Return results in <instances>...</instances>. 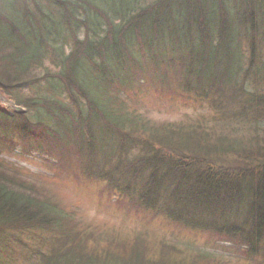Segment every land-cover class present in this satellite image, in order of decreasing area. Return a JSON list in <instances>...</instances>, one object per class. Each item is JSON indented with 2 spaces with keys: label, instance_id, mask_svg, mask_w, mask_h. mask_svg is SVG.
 <instances>
[{
  "label": "trees",
  "instance_id": "trees-1",
  "mask_svg": "<svg viewBox=\"0 0 264 264\" xmlns=\"http://www.w3.org/2000/svg\"><path fill=\"white\" fill-rule=\"evenodd\" d=\"M217 1L15 0L12 4L14 10L21 12L26 9L29 15L21 17L16 23L14 16L4 15V5L0 4V87L5 89L6 84L19 89L22 81L35 82L37 85L27 101L30 117L35 122L42 121L45 113L50 112L56 117L80 119L88 129L98 132L99 127L94 122H103L102 111L110 110L113 113L117 110L137 126V115L129 100L137 90H141L135 88L144 89L173 77L177 65L168 60V53L178 52L179 55L187 47L193 53L195 44L197 53L191 55L194 63L197 62L200 71L215 73L217 65H228L241 49V39L246 31H240L237 20L222 16L223 6L218 5ZM216 25L222 26V35L218 39L216 33L209 35L211 43L197 51L196 44L201 42L198 38L206 30L214 33ZM262 27L264 19L260 25ZM80 30L87 34L83 37L79 34L80 38L89 36L85 41L79 40L75 35ZM174 43H178V46H172ZM67 44L71 49L68 55L57 53L51 64H44L52 50ZM11 46L15 48L12 51ZM99 51H103L105 55L100 59L108 62V70L97 67L88 75L90 71L84 65L85 58L92 62ZM178 55L174 58L177 59ZM127 60V65L122 67L124 69L118 77L111 74ZM204 76L198 77L201 83ZM70 82L71 86H65V83ZM221 84L222 80L218 86ZM65 91H68V95L61 98L60 93L64 94ZM245 110L244 106H239L238 114L244 115ZM141 118L147 121L144 117ZM243 121L244 116H240L237 123L241 124ZM259 125L255 124L254 128L264 133V125ZM134 126L130 124L132 132L136 131ZM250 128L251 124L245 129ZM207 134L203 127L194 129V135L202 137L203 142L206 140L210 150L211 144L219 139H207ZM28 135L33 142L30 146L38 143L35 132L30 130ZM171 135L183 136L184 133L176 132ZM153 144L156 145V142ZM230 147L236 148L239 156L233 155V158H240L243 167H258L257 160L263 159L258 153L264 157L261 152L254 155V149L243 141H235ZM176 149L177 144L170 140L164 143L165 153H174ZM193 149L198 157L201 156L199 146H194ZM204 157L213 158L207 155ZM58 162L61 163L60 160ZM17 170L19 169L12 163H6L3 169L0 168V228L15 229L29 219L52 216L33 203L40 200L38 195L43 193L40 185L46 180L41 175L31 174L23 169H20L21 178L17 176ZM166 183H169L168 180ZM43 195L46 199L51 194ZM156 201L163 200L157 197ZM260 202L264 203L263 198ZM150 203L146 201L145 205ZM224 225L221 222V226ZM130 235L129 245L126 242L128 239L109 241L107 251L114 257L119 256L121 250L131 245L132 234ZM234 236L240 238L237 234ZM262 246L264 248V244ZM127 254L126 250L123 256L126 257Z\"/></svg>",
  "mask_w": 264,
  "mask_h": 264
},
{
  "label": "rangeland",
  "instance_id": "rangeland-1",
  "mask_svg": "<svg viewBox=\"0 0 264 264\" xmlns=\"http://www.w3.org/2000/svg\"><path fill=\"white\" fill-rule=\"evenodd\" d=\"M89 73H92V69ZM32 72L29 73L31 76ZM14 83V82H12ZM10 83V84H12ZM30 86L24 87L23 93L29 94ZM141 89L137 90V93L130 98L129 101L132 102V107L134 108L135 115H141L142 117L146 116L147 118L153 119V123L145 122L143 128L146 131H154L156 129H162V126L166 123L172 125L183 124L187 122L188 118H198V114L195 113L192 109H186L174 102L168 101V96L165 93H156L151 87L147 88H135ZM12 101L8 98V95L4 94L0 90V106L5 108L2 112L8 113L13 111L16 108L12 107ZM127 106H124L126 108ZM19 111H24L27 107L17 106ZM129 110V109H128ZM207 113V112H205ZM26 115V112L24 113ZM190 121V120H188ZM154 127V128H153ZM232 128L231 124L221 123L214 124L210 126V130L217 131L220 135L227 129ZM229 133H234V131L229 130ZM20 176V169L18 175ZM22 178V177H21ZM44 181L40 186H42L43 193L51 194L50 196L55 197L56 200H53L52 203L55 209L59 211H64L65 215H70L73 220L74 218H79L83 220L86 224H90L101 231L107 227V231H111L114 228H120L123 230L128 229L129 227H138L143 230H147L148 236L153 240V234L156 236H162L165 232L159 230L157 226L147 225L144 223L142 228L141 224L138 221L134 222V219L130 217H122L117 215H111L103 207H98L94 202L91 201V198L84 193L76 190L69 181L64 177V175H58L57 177L50 179L44 177ZM38 195V198L45 200L44 195ZM64 221V219H62ZM70 230V227H69ZM14 234L10 238V243L14 245L15 250L23 249V246L17 241V236H23L21 231ZM169 236V235H168ZM151 241V240H150ZM229 264H243L231 257Z\"/></svg>",
  "mask_w": 264,
  "mask_h": 264
},
{
  "label": "bare ground",
  "instance_id": "bare-ground-1",
  "mask_svg": "<svg viewBox=\"0 0 264 264\" xmlns=\"http://www.w3.org/2000/svg\"><path fill=\"white\" fill-rule=\"evenodd\" d=\"M263 188H264V184H263Z\"/></svg>",
  "mask_w": 264,
  "mask_h": 264
}]
</instances>
